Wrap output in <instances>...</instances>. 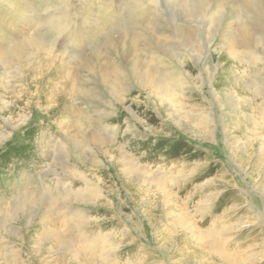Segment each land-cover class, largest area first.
<instances>
[{"label": "rangeland", "instance_id": "obj_1", "mask_svg": "<svg viewBox=\"0 0 264 264\" xmlns=\"http://www.w3.org/2000/svg\"><path fill=\"white\" fill-rule=\"evenodd\" d=\"M32 3V18L60 13ZM66 3L74 91L56 90L59 57L0 90V264H38L34 222L69 206L88 246L76 263L51 249L54 264H264V0H208L193 17L176 0ZM0 4L7 56L16 8ZM45 181L89 202L11 211L10 188L41 197Z\"/></svg>", "mask_w": 264, "mask_h": 264}, {"label": "bare ground", "instance_id": "obj_2", "mask_svg": "<svg viewBox=\"0 0 264 264\" xmlns=\"http://www.w3.org/2000/svg\"><path fill=\"white\" fill-rule=\"evenodd\" d=\"M32 1L33 0H0V3H8V4L12 3V6H14L13 8H16L15 13L13 12L14 13L13 18L15 17V21H13L14 29L11 31L12 35H8V36L5 35L6 36L4 38L5 42L3 43L6 46V50L8 49L7 46H10L11 48H13L11 49L12 53L8 54L7 56H2V55L0 56V60H2L0 62H2V64L4 65L3 69L6 70L2 72L1 77H0L1 79L0 90L7 89L8 86H5V83L8 82V79L13 78L14 76L16 78H24L23 73L26 74L25 73L26 69L29 70L31 66L42 67L43 65H46L47 63L51 65V62L56 61V57H59V59L61 60V63H59L60 65L56 67L54 66L53 68L54 75L57 77L56 78L57 81H59L56 84V87H57L56 90L57 91L59 90L60 92H62L63 95L67 96L69 95V92L74 91L73 89L75 88V85H74L75 83L73 81L74 80L73 75H72V72L70 71L72 70V67L70 66H71L72 58L74 54L68 51L70 49V48L68 49V44L74 41L76 37L74 18L72 17L71 13L64 11L65 10L64 6L67 7L66 1L68 0H37V3L39 4V6L45 8V10L47 11L50 10L52 7H54V9L57 8L60 11L58 15L56 13L50 14L47 12L43 16L40 15L41 18H39L40 16H38V19L31 17V12L33 11ZM62 1H63V6L61 5ZM139 1L140 0H136L135 5H139ZM147 1H149L151 5L156 2V0H147ZM169 1H172V0H169ZM176 1L179 3H183L182 8H183L184 14L186 16H191V17H193L195 13H198L199 10H202L203 8L208 6L207 5L208 0H176ZM241 1H242L241 4H243L242 6L247 7L248 9L250 8L252 9L253 5L255 6L258 3V0H241ZM0 16H2V14H0ZM1 21L2 20H0V23ZM14 30H16L17 32ZM3 37L4 36H2V38ZM59 37H62L63 43H66L61 51L63 53L60 55L55 52L57 50L56 48L58 47L56 46L55 48V45L51 41L52 38H57L58 40H60L61 38ZM1 50L2 52H4V50L0 48V52ZM20 66L23 69H25V71L21 72L19 70ZM11 68L13 69L11 73L12 77L9 76L11 72L10 71ZM39 70L37 71L39 72ZM37 74L39 75V73ZM54 75L52 73V76ZM4 78H5V81L2 80ZM36 78L37 76L33 77L31 80V76L29 74L25 75L26 81H30V80L34 81V79ZM42 86L40 85L37 87L38 91L41 89ZM53 89H55V87H53ZM0 99H1V96H0ZM22 123H24V120L22 121ZM2 137H3L2 140L8 138V136H2ZM120 162L122 163L121 160ZM130 169L132 171L134 169L136 170V168H134L133 165L130 167ZM52 183H47V181H45L41 183V186L37 187V189H40V191L42 192L41 197H33L31 194H29V191H23V190L20 191L21 188H18V187L17 189L10 188L9 192L11 194H15L17 198V200L11 205L12 206L11 211H17V212H23V213L29 214L30 213L29 211H31L30 208L32 205H35L36 207L39 208V206L43 204L42 203L43 200H46V198L51 204H53V206L54 205L56 206L57 210H59V204L63 206V204H65L66 202L69 204L75 203V201L83 202V203L89 202V199L85 197L83 194H79V193L75 194L72 192L70 188L66 186L64 187L57 186L58 187L57 189L55 185L52 186L53 185ZM75 196L77 197L75 198ZM56 212L57 213L55 214L52 213V215L47 214V216L44 219H42V221L40 222H37V221L34 222L35 232L33 231V233H36V234L34 237H30L29 235L26 238L25 244L33 243V242L41 243L40 246H42L43 248L42 250H44L45 253L43 254L41 253L40 255L41 258L40 257L37 258L38 264H54V261H51V260L46 261L45 259V255H47V253H50L51 249L52 251L56 249L60 250V255L56 260H62V261L64 260V261H69V262L74 261L75 263L79 261L81 262L82 259L79 260L81 256H76V254L77 253L84 254L77 249L80 243H82L85 249L88 246L86 244L87 242L86 240H88L87 236L82 235L86 233L85 231L86 230L85 229L86 219H84V215L82 213H79L80 211H77V213H74L72 209L70 210V206L65 211L62 210V211H56ZM33 218L32 220H34ZM2 226L3 224H0V232H1V229L3 228ZM0 245H3V240L1 237H0ZM29 247H30V244H29ZM71 252L75 253V256L77 257L76 259L73 258L74 256L68 257L70 254H72ZM25 256H22V257H25ZM96 257L97 255H95L94 252H88V257H87L88 260L92 259L93 261L97 259ZM26 258H28V256H26ZM197 261L202 262L201 260H197ZM14 262L17 263L16 261Z\"/></svg>", "mask_w": 264, "mask_h": 264}]
</instances>
